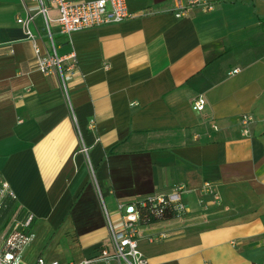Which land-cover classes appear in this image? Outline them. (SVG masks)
I'll return each mask as SVG.
<instances>
[{
    "label": "crops",
    "instance_id": "crops-1",
    "mask_svg": "<svg viewBox=\"0 0 264 264\" xmlns=\"http://www.w3.org/2000/svg\"><path fill=\"white\" fill-rule=\"evenodd\" d=\"M126 1L136 15L119 23L66 36L50 21L65 65L76 58L66 96L33 67L22 1L0 0V180L33 214L21 264L92 255L108 244L106 216L119 229L121 204L176 184L190 190L188 212L137 226L147 264H264V0H208L181 16L173 0ZM30 28L46 46L41 15ZM204 181L220 205H198Z\"/></svg>",
    "mask_w": 264,
    "mask_h": 264
},
{
    "label": "built area",
    "instance_id": "built-area-1",
    "mask_svg": "<svg viewBox=\"0 0 264 264\" xmlns=\"http://www.w3.org/2000/svg\"><path fill=\"white\" fill-rule=\"evenodd\" d=\"M21 1L25 7V15L17 17L16 22L21 25L25 31L26 39L31 42L33 67L44 75H56L66 96L68 95V85L65 75L67 72L75 70L76 58L73 53H70L67 56V65H65L64 56L58 54L56 50L51 34L50 21L54 20L57 23L61 34L69 36L74 31L119 23L136 15L128 9L126 0ZM195 5L200 6L204 10L212 8V4L208 0H173V11H175L177 16H181L186 13L188 7ZM51 10L56 11L55 19L50 18ZM36 15H41L43 19V33L48 39L46 46H40L38 40L42 39V35L39 32L32 31L30 28V25L34 24ZM108 66V64H105L104 68L106 69ZM204 104V97L197 95L192 100L191 107L196 113H200L204 108ZM253 122L254 117L252 114H241L239 131L242 136H250ZM210 125L214 130L217 129V125L213 121L210 122ZM88 126L92 128L93 122L90 121ZM80 151L87 152V147L82 141L80 143ZM93 182L99 192L95 178H93ZM189 191L184 184H176L166 193L145 196L139 199L138 203L121 204L119 206L120 209H123L121 228H114L111 220L106 216L109 229L108 244L100 247L90 256L80 260H71L67 264H98L99 262L104 264H147V259L138 245L137 226L140 213L160 216L164 210H169L175 217L180 216L189 210L184 200L185 193ZM195 191H197V203L200 207L204 208L221 204V195L215 183L204 181ZM7 194L10 195L8 183L0 180V264H21L22 252L31 242L34 235L31 228L33 214L20 208H13L2 215V200ZM165 237L166 234L162 232L158 235L149 236L148 241L154 242ZM35 264L60 263L56 260H46L42 256H38Z\"/></svg>",
    "mask_w": 264,
    "mask_h": 264
},
{
    "label": "trees",
    "instance_id": "trees-1",
    "mask_svg": "<svg viewBox=\"0 0 264 264\" xmlns=\"http://www.w3.org/2000/svg\"><path fill=\"white\" fill-rule=\"evenodd\" d=\"M262 24H264L263 21H262ZM134 203H138V201ZM13 206H14V199L9 194L5 195V197L2 200L1 214L4 215L9 210L15 207ZM173 217H175V215L169 210H164L160 216H153V215L144 214L143 212H141L140 217H139V223L140 224L154 223V222H158L162 220H167Z\"/></svg>",
    "mask_w": 264,
    "mask_h": 264
},
{
    "label": "rangeland",
    "instance_id": "rangeland-1",
    "mask_svg": "<svg viewBox=\"0 0 264 264\" xmlns=\"http://www.w3.org/2000/svg\"><path fill=\"white\" fill-rule=\"evenodd\" d=\"M38 20H39V18H38Z\"/></svg>",
    "mask_w": 264,
    "mask_h": 264
}]
</instances>
